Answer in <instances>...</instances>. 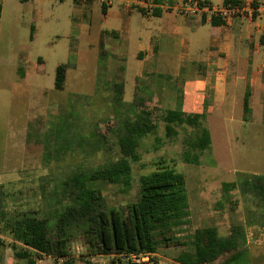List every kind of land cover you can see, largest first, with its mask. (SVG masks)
<instances>
[{
  "label": "rangeland",
  "instance_id": "obj_1",
  "mask_svg": "<svg viewBox=\"0 0 264 264\" xmlns=\"http://www.w3.org/2000/svg\"><path fill=\"white\" fill-rule=\"evenodd\" d=\"M3 4L0 16V88H4L6 93L0 97V154L5 151L7 143L9 145V141H6L12 129L9 123L11 117L22 120L25 113H32L37 105L31 97L21 104L10 98V84L17 76V71L29 70L33 74L30 83L37 89H44V116L41 117L43 124H29L27 144L30 143V155L20 157L26 159L27 168L0 173V185L5 192L3 209L10 213L15 210H43L44 188L50 189L64 173L76 168L97 167L107 157H129V151L118 145L117 136L123 121L131 115L127 112L128 103L138 96L144 100V106L153 116L156 123L155 134H148L139 141L136 149L139 159L131 162L132 180L129 192L123 193L115 185L105 186L102 192L108 204L126 209L127 204L138 198L140 175L149 173L158 166L171 167L182 173L190 200L188 221L174 229L175 241L160 244L156 250L158 257H154L156 264H180L175 258L179 252L188 250L194 230L220 220L213 218L215 214L212 211L219 209L214 203L203 210L213 216L209 220L200 218L201 182H197L195 178L202 174L216 175V170L191 171L197 168L182 160V153L187 149L186 141L192 138L193 130L186 125H175L177 134L169 138L165 133V123L160 118L165 106L169 105L163 99L162 90L170 89L171 84L174 85L173 89L181 90L182 77L173 75L172 66L158 69L153 75L135 79L134 97L130 102L122 101L123 104H119L113 100L114 84L122 82V79L127 84L133 81L135 59H126L122 77L119 72L112 75L106 68L105 53L102 51L96 58L95 46H88L87 40L92 43L93 30L100 22V2L99 5H94L92 12H85L83 23L87 24L91 20L92 31L86 41L78 39V32L73 27V21L79 18L73 0H3ZM85 4L88 9L93 1L86 0ZM176 4L180 10L182 4ZM177 54L178 51L171 52L170 60L175 61ZM59 64H66L64 84L60 90L54 88L55 70ZM241 98L234 109L227 110L217 121L212 118L209 121L211 146L200 152L198 164L209 165L217 161L221 167L225 165L234 170L231 173L219 169L220 178L230 180L233 175L237 183V187L232 190L235 202H230L233 209H238L235 221L240 228L235 229L239 234L236 240L245 242L246 239L249 240L251 233L250 241L258 242L260 237L250 228L260 227L261 217L254 211L259 209L263 196L242 181L245 178L251 179L254 174L264 178V120L261 124L255 116V121L246 125L238 124L232 129L229 121L241 116ZM256 107L258 108L257 103ZM94 132L101 135L102 142L98 148L92 136ZM224 203L225 200L221 207L228 209L230 203ZM1 227L2 223L0 252L7 251L10 256L9 264H27L26 260L14 257V250L10 246L11 238ZM70 254L76 261L75 264L112 262L111 259L91 260L87 257L88 249L80 236L70 243ZM226 255L228 253L217 259ZM259 259L254 258L253 264H259ZM35 260L36 264H63L62 259L44 255Z\"/></svg>",
  "mask_w": 264,
  "mask_h": 264
},
{
  "label": "crops",
  "instance_id": "obj_2",
  "mask_svg": "<svg viewBox=\"0 0 264 264\" xmlns=\"http://www.w3.org/2000/svg\"><path fill=\"white\" fill-rule=\"evenodd\" d=\"M73 1L79 17L73 21V27L78 32V39L83 41H86V37L92 33L91 20H88L87 24L83 23L85 12L87 10L92 12L93 8L97 6L96 4L101 3L100 22L93 30L94 39L92 43L88 39L87 44L90 47L95 46L96 58L102 51L105 53V64L110 74L115 75L119 72L122 77L123 71L126 69V59L128 57L135 59L133 81L127 84L126 80L122 79L120 82L123 84V102H130L134 97L135 79L153 75L158 69L172 66L173 75L182 77V88L178 91L173 89L174 85L171 84L170 89L164 88L162 90L163 99L165 103L169 104L165 106V110L203 114L202 124L209 131L211 118L217 121L227 110L234 109L239 98L242 97L241 116H238L237 120L230 119L231 128L234 129L238 124L251 123L255 121V116H257L259 123H263V15H256L251 18L222 19L219 24L213 25L210 23V17L207 14L185 13L178 10L176 3L181 4L183 0H173V4L170 6H155L151 0H92L93 4L88 9L85 8L87 6L86 0ZM205 1L213 6L222 5V0ZM241 1L244 4L252 2V0ZM115 2L117 5H114ZM3 5V0H0V16L3 12ZM102 7H104V11ZM155 7L160 9L158 16L151 14ZM139 8L144 9L145 12L141 13L138 11ZM173 51H178L175 61L170 60V53ZM17 73L10 84V98L21 104L25 99L31 97L37 105L32 113L29 111V113H25V118L22 120L10 116L9 123L12 129L8 135L9 139L6 141V143L9 141V145L7 143L5 151L0 154V173L16 172L27 168L26 159H20V157L30 155L28 148L30 143L27 144L29 141V124H43L41 117L44 116V89H37L30 83L33 74L29 70L17 71ZM245 91L250 93V114L246 120L243 118ZM5 93V89L0 88V97ZM192 166L197 169L191 171L210 172L216 170V175L195 176L196 181L201 182L199 189L200 218L209 220L213 216L209 215L208 211L203 212V210L211 207L214 203L219 209L212 211V214H215L213 218L220 220L213 225L204 227H214L217 235L221 238L229 237L233 229L240 228L235 221L238 209H233L234 206H231L230 203L231 200L232 204L235 202V198L232 197V190L237 187V183L233 175H231L230 180L220 178L221 171L219 169L222 172L231 171V173L234 170L225 165L221 167L217 161L215 164L196 163ZM223 182H233L235 187L224 193L222 190ZM186 192L189 211L190 200L187 189ZM214 193L216 194L213 195ZM213 196L216 197L213 198ZM223 200H225V205L227 202L230 203L228 209L221 207L224 206ZM254 212L261 217L260 227L252 226L250 229H253L257 233L255 235L260 238H258V242L257 240L250 241L251 233H249V240L246 239L245 242L236 240V249L248 253L249 264H253L256 257L260 258L259 264H264V196L259 209H255ZM154 256L158 257L156 252ZM226 256L220 260L215 259L204 264H221ZM9 260L10 256L7 251L0 252V263L9 264Z\"/></svg>",
  "mask_w": 264,
  "mask_h": 264
},
{
  "label": "trees",
  "instance_id": "obj_3",
  "mask_svg": "<svg viewBox=\"0 0 264 264\" xmlns=\"http://www.w3.org/2000/svg\"><path fill=\"white\" fill-rule=\"evenodd\" d=\"M151 1L155 6L173 4V0ZM257 2L252 0L250 4L256 6ZM205 4L211 5L201 0V5ZM243 4L241 0H222L223 6ZM138 11L145 12L142 8ZM151 14L158 16L160 9L153 8ZM254 16L256 13H253ZM221 20L220 17H210L213 25L219 24ZM65 72L66 64L56 67L55 89L63 88ZM122 94L123 84L115 83L113 100L122 103ZM249 95V91H245V120L250 113ZM127 112L131 115L123 121L117 141L119 146L129 151L130 156L107 157L97 167L76 168L64 173L50 189L44 188L43 210L5 211V192L0 185L1 230L11 238L14 257L26 260L27 264H36L35 259L44 255L62 259L63 264H74L70 243L77 236L83 238L88 254H153L160 244L175 241L174 229L185 224L189 216L182 173L171 167L158 166L140 175L138 198L127 204L126 209L108 204L102 192L107 185L118 186L123 193L129 192L131 162L139 159L136 151L139 141L148 134H155L156 123L142 98L135 96L128 103ZM160 118L165 123V133L169 138L177 134L175 125H186L193 130L192 138L186 141L187 149L182 153V160L198 163L200 152L210 147L209 131L202 124L204 115L167 109ZM92 136L96 147H100L101 135L94 132ZM242 182L264 196L263 176L253 175L251 179L245 178ZM234 187L233 182L222 183L224 193ZM236 235L238 232L235 229L229 237L221 238L214 227L196 228L190 237L188 250L179 252L175 260L180 264H204L228 253L221 264H249L248 253L236 249Z\"/></svg>",
  "mask_w": 264,
  "mask_h": 264
},
{
  "label": "built area",
  "instance_id": "obj_4",
  "mask_svg": "<svg viewBox=\"0 0 264 264\" xmlns=\"http://www.w3.org/2000/svg\"><path fill=\"white\" fill-rule=\"evenodd\" d=\"M181 4L180 10L185 13L207 14L209 17L216 16L223 20H228L234 17L251 18L253 13L264 16V0H259L256 6H253L250 3L229 6L201 5V0H183ZM88 256L91 260L101 258L111 259L112 262L110 264H156L154 253L121 252L117 254H88L87 257ZM99 264L104 263L100 262Z\"/></svg>",
  "mask_w": 264,
  "mask_h": 264
}]
</instances>
